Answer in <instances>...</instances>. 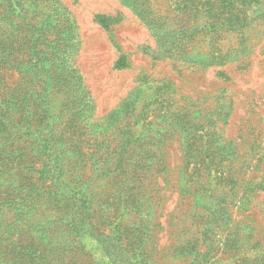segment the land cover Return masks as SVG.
Instances as JSON below:
<instances>
[{"label":"rangeland","instance_id":"rangeland-1","mask_svg":"<svg viewBox=\"0 0 264 264\" xmlns=\"http://www.w3.org/2000/svg\"><path fill=\"white\" fill-rule=\"evenodd\" d=\"M254 1L20 0L16 16L0 4V39L14 45L0 70L5 261L114 264L112 237L125 264H264V189H253L264 179V15ZM231 15L251 29L228 34L222 53L215 23ZM239 41L246 51L230 52ZM121 55L127 67L113 68ZM200 149L215 167L200 171ZM238 165L243 188L225 179ZM17 175L27 178L18 187ZM222 186L226 198L209 197Z\"/></svg>","mask_w":264,"mask_h":264},{"label":"trees","instance_id":"trees-1","mask_svg":"<svg viewBox=\"0 0 264 264\" xmlns=\"http://www.w3.org/2000/svg\"><path fill=\"white\" fill-rule=\"evenodd\" d=\"M7 1H11V3L9 4V7H8V10H10V13L12 14V16H16L17 13L19 14V10H18V4L20 2V0H0V4L3 2L7 4ZM250 2V1H249ZM248 2V3H249ZM9 3V2H8ZM254 6L255 8H259L261 10L260 13H257L255 18H258V16H260V14H263L264 15V2H260L259 0H256L254 1ZM0 10H1V5H0ZM3 19L5 20V16L3 14V11H0V23L3 21ZM94 20L95 22H97L99 25H101L103 28L105 29H109V26H110V20H109V17L106 16V15H103V14H97L95 15L94 17ZM250 21L251 18L250 17H247V18H240L238 16H230V17H226V18H222V20L218 23H215L216 26H218L217 28L219 29H216L214 30V34L216 35V37L214 38L217 42H216V45H217V50L221 51L222 53L226 52L223 50V42L221 41H224L225 38H227L228 34H233V36L235 35H240V36H248V31L251 29H247V27L250 26ZM3 41V40H2ZM1 39H0V70L4 69V66L6 64V57L8 56L7 54H9V56H12L14 54V45L13 43L11 42V45H9V48H5L4 46V41L2 42ZM242 44L241 41L238 42L237 45H234L233 48L231 49L230 52H233V50H237L236 52H239V51H246V48H243V49H240V45ZM9 52V53H8ZM234 56H237V53H235L234 55H232V57ZM128 65L127 63V59L124 55H121L118 60H116L114 62V67L115 69H124L126 68ZM0 74L2 75V72L0 71ZM2 103V101H1ZM2 106H3V103H2ZM4 114V113H3ZM220 123L224 124L225 123V120H219ZM215 143L217 145H219L218 141L215 140ZM210 146H213V149L211 151L215 152V146L213 143H209ZM14 148V144H11L10 145V149H13ZM9 149V150H10ZM5 150L7 151L8 148H5ZM201 155L203 156L202 157V161L200 162V171H205L207 170L208 168H210V166H213L215 167V163L211 164L209 161L207 160H204L206 158V155H204L203 153V149H200L199 150ZM208 152H210V149L207 150ZM12 152L9 151V154H11ZM1 154V153H0ZM1 161V160H0ZM49 161V160H48ZM129 162V159L128 158H122L121 160L118 161V168L117 169H121L123 166L127 165V163ZM162 162V165L164 167H167V162L164 160L161 161ZM61 161L59 158H52L50 159L49 161V166H50V169H51V172L53 175H55V167L57 168L59 165H60ZM44 165V164H42ZM48 167V165H46ZM239 166V170H235L233 173H230L231 174V177L228 175L225 179H228V180H232L233 183H235V185H240L242 188L243 186H246L244 182L241 183V178H242V175H240V173H238L240 170H242V165H238ZM3 171H6L8 172V169L5 168V170ZM210 172L207 173V175H210L211 174V170H209ZM65 172V169L64 167L61 165V176H64V173ZM44 176V175H43ZM16 183H17V187H18V184L20 181H27V178L26 177H23L22 175L19 176L17 175L16 176ZM250 182L254 185V179L253 180H250ZM225 185V184H224ZM23 186V185H21ZM208 188H211L208 186ZM253 189H264V179H262L261 182H258L257 185H254ZM18 189L15 188L13 192H16ZM224 191L225 190V186H222L221 188H218V189H213V191L211 192L210 196L209 197H213V198H216V197H221L223 196V192L221 193H218V191ZM240 191H238L237 193H239ZM91 193V192H90ZM225 197V196H223ZM35 199L37 197H34ZM33 198V199H34ZM226 198V197H225ZM85 199V198H84ZM94 200V196H90L88 199H85L83 201L84 204H86L87 201H89V203H91V201L93 202ZM3 201L6 202L5 206L10 208V209H15L16 211L18 210V208H22V206L16 201L15 197H10V198H6L5 196L3 197ZM27 205V204H26ZM82 206V205H81ZM86 206V205H85ZM26 207V206H25ZM25 207H23L22 209H24ZM82 208V207H81ZM86 209H80L78 212H79V216L81 215L80 213H82L83 211H85ZM216 211H219L218 209H210V213L213 214V213H216ZM218 215L215 216V218H217ZM14 225L13 226H10V227H7L5 230H9V229H15L14 226L16 225L15 223H13ZM5 225H7V223L5 222H1L0 223V230L2 231V228L5 227ZM1 233V232H0ZM4 234V231L2 232ZM1 233V234H2ZM118 236H122L121 234H118ZM112 237H108L107 240L109 241H113V239H111ZM117 238V237H116ZM66 239V238H65ZM118 241H113L114 244L112 245H108V242L109 241H105L104 244H105V249L108 250V248H111L113 247L112 249H114V253L112 254L114 257L112 256H108L109 258V261L110 262H114V264H125V261H123V257H120V252L123 250V246L121 244L122 240L121 238H117ZM102 242V240H101ZM74 244V242H73ZM73 244H68L67 246L70 247L72 246ZM58 246H63L61 243L58 245ZM65 246V245H64ZM63 246V247H64ZM65 249V248H64ZM63 249V250H64ZM134 256H136V253L133 254ZM70 259H67L69 260L68 263L70 264H80L79 263V260H78V256L76 255H70L69 254ZM68 258V257H67ZM121 258V260L119 259ZM47 257L45 255H42L41 256V259H40V263L39 264H53L54 263V260H52L51 258L48 260L49 262L45 263L44 261H46ZM11 260V261H9ZM7 261H5L3 255H2V251L0 249V264H28V262H24L18 258H14V259H9ZM3 261V262H2ZM75 261V262H74ZM82 263V261H81ZM35 264V263H34Z\"/></svg>","mask_w":264,"mask_h":264}]
</instances>
